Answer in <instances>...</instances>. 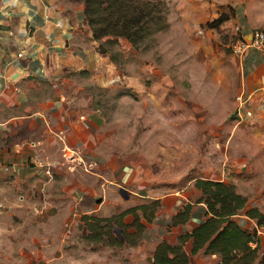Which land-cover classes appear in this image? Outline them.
<instances>
[{
    "label": "rangeland",
    "instance_id": "rangeland-1",
    "mask_svg": "<svg viewBox=\"0 0 264 264\" xmlns=\"http://www.w3.org/2000/svg\"><path fill=\"white\" fill-rule=\"evenodd\" d=\"M143 2L146 17L138 36L94 40L79 0L53 1L74 26L69 44L77 51L72 63L52 62L53 92L65 112L98 120L93 153L100 163L65 164L62 177L53 175L40 190L0 174V202L8 206L0 213V264H32L38 252L49 257L57 252L44 264H131L133 250L122 238L132 244L139 233L128 225L91 224L74 210L71 216L80 221L70 228V241L61 242L63 226L56 222L71 204L61 185L77 178L93 186L96 181L84 176L95 178L103 164L102 173L127 168L125 188L174 197L178 205H196L202 196L196 180L222 181L246 198L247 209L264 213V94L248 92L245 56L232 51L245 27L248 33L264 31V0ZM241 94L250 98L245 103L250 114L242 118ZM40 95L32 97L39 101ZM47 155L58 157L56 149ZM51 207L57 212L47 219ZM243 229L253 235L254 229Z\"/></svg>",
    "mask_w": 264,
    "mask_h": 264
},
{
    "label": "crops",
    "instance_id": "crops-1",
    "mask_svg": "<svg viewBox=\"0 0 264 264\" xmlns=\"http://www.w3.org/2000/svg\"><path fill=\"white\" fill-rule=\"evenodd\" d=\"M53 1L0 0V161L5 162L12 156L13 144L32 140L36 146L30 150L26 148L23 152L31 155L35 153L44 161L54 162L56 166L53 175L60 179L62 175L58 173L65 164L76 162L77 164L70 165L79 166L84 163L85 166L88 164L92 167L93 164L97 165L96 160L99 162L97 157L94 158L93 153L98 120L95 117H77L65 112L53 92L56 85L53 75H56L57 70L56 68L54 70L52 62L61 58H66L70 62L69 59L77 57V51L69 44L74 37L72 31L74 26L58 9L56 10ZM81 18L83 17L79 16V20ZM248 31L247 27L243 29L245 36L249 34ZM244 68L248 92L262 96L264 57L254 52L248 54L244 59ZM47 88H51V91L50 89L47 91ZM32 94H41V100H34ZM50 149L57 150L56 160L48 157L47 150ZM106 169L103 164L95 173V178L84 176L96 181L93 186L80 183L77 178L69 186L61 185L62 190L59 191H66L63 196L66 195L71 201L66 209V216L56 222L60 229L63 226L64 234L61 236V242L64 245L72 238L70 228L74 227L73 223L82 220L83 216H98L100 212L104 214V217L100 216L101 218H108L135 206L158 200L156 215L150 223H146L139 240L131 244L122 238L123 245L133 250L131 264H152L156 248L162 241L170 245H180V238L191 233L206 218V205L197 202L192 207L187 222L174 224L171 218L182 211L187 203L178 205L179 201L174 197L165 195L152 197L139 188H125L123 185L129 181L130 175L126 171L127 168L119 174H117L119 167H116V171H112L111 174L102 173ZM22 171L23 174L17 172L12 174L0 170V174L9 176L16 184L20 182L19 184L22 185H32L39 190L42 182L53 178V175L51 177L35 175L26 168ZM114 178H118L122 184L115 181L114 183ZM50 201L51 199L48 202ZM74 210H80L82 213L79 216L80 220L71 216ZM55 212L57 209L51 207L45 217L50 216L51 219ZM244 216L245 219H234L242 228L253 229L252 220ZM53 220L54 218L51 221ZM124 221L129 224L133 218L131 215H126ZM181 246L180 257L187 259V262L184 263L185 261L180 259L179 264H222L217 254H206L204 250L191 254L190 238ZM256 246L261 256L264 252V233L259 234ZM36 255L32 264H44L41 261L48 262L49 259L57 256V252L52 257L46 254L40 256L39 252Z\"/></svg>",
    "mask_w": 264,
    "mask_h": 264
},
{
    "label": "trees",
    "instance_id": "trees-1",
    "mask_svg": "<svg viewBox=\"0 0 264 264\" xmlns=\"http://www.w3.org/2000/svg\"><path fill=\"white\" fill-rule=\"evenodd\" d=\"M83 6V17L92 32L94 40L107 36L121 37L129 40L139 34L144 18L146 17V5L143 0H79ZM195 186L201 190L202 196L197 202L206 205V218L198 224L189 234L180 238V245H170L162 241L156 248L152 264H179L182 244L189 238L192 240L191 254L204 250L206 254H217L222 264H264V252L259 256V248H251V233L239 225L234 217L241 211L250 218L264 225V213L257 208H246V198L234 191L232 186L222 181L203 180L195 181ZM159 201L135 206L110 218L97 216H83L82 219L91 224L100 221L110 222L114 225L130 226V229L138 232L137 242L146 228L143 220L150 223L155 217ZM192 205L187 204L171 219L174 224H184L190 218ZM141 214V217L138 214ZM131 215L133 221L126 223L124 218ZM110 229H113L110 227ZM118 229L114 227V230ZM128 229V228H127ZM132 231V232H133Z\"/></svg>",
    "mask_w": 264,
    "mask_h": 264
},
{
    "label": "built area",
    "instance_id": "built-area-1",
    "mask_svg": "<svg viewBox=\"0 0 264 264\" xmlns=\"http://www.w3.org/2000/svg\"><path fill=\"white\" fill-rule=\"evenodd\" d=\"M248 35L249 36L242 35L236 41H234L232 44V51L240 56H245V58L248 54L253 52L264 57V31L253 30ZM247 37L250 38L247 39ZM18 56H21V54H18ZM248 99L250 98L245 97L244 94L239 96V107L237 114L240 118L250 114L249 109L246 106V100ZM35 146L36 143L32 140L13 144V154L5 162L0 161V170L9 173L12 172V174L15 172L23 174L24 171H22V169L26 168L31 170V172L35 175L51 177L53 175V168L55 167V164L48 160L44 161L38 158L35 153L31 155V153L25 154L23 152L26 148L30 150ZM7 209L8 206L0 202V213L7 211ZM251 220L254 231L252 233V240L249 242V245L251 248H255L257 238L259 234L264 233V230L263 226L259 225L256 220Z\"/></svg>",
    "mask_w": 264,
    "mask_h": 264
}]
</instances>
